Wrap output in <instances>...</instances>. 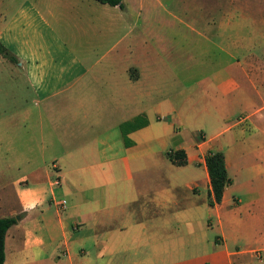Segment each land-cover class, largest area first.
Instances as JSON below:
<instances>
[{"label":"crops","instance_id":"obj_1","mask_svg":"<svg viewBox=\"0 0 264 264\" xmlns=\"http://www.w3.org/2000/svg\"><path fill=\"white\" fill-rule=\"evenodd\" d=\"M121 1L15 0L0 29L30 99L25 142L40 150L13 192L0 193V217L18 216L5 235L4 264H264V144L252 140L254 122L243 144L219 140L226 127L192 144L180 137L172 150H184V165L160 155L169 132L158 124L162 98L174 114L178 75L188 87L203 85L221 116L239 106L245 118L256 112L264 0H202L204 38L217 55L191 62L189 52V63L178 62L172 38L145 26L144 5L153 0ZM194 70L210 72L193 81ZM45 144L75 148H60L48 168ZM210 150L223 152L230 178L214 204Z\"/></svg>","mask_w":264,"mask_h":264},{"label":"rangeland","instance_id":"obj_2","mask_svg":"<svg viewBox=\"0 0 264 264\" xmlns=\"http://www.w3.org/2000/svg\"><path fill=\"white\" fill-rule=\"evenodd\" d=\"M14 4L15 0H0V29L8 23ZM203 10L202 0H153V2L144 5L143 13L148 16L145 26L173 39L178 62L182 59H188L189 63V58H186L189 52L192 53L193 61L191 62L209 61L215 58L217 53L216 46L204 38L207 21L206 18L203 19L202 17V15L206 16V13H202ZM209 29L216 30L211 24ZM212 39L215 41L216 37L213 36ZM167 71L169 70L167 69ZM173 72L171 70V76ZM176 72L179 73V67ZM209 72V70H194V77L191 80L202 78ZM22 79V73L15 63L0 54V120L6 121L0 124V135L4 138L0 142V193L8 194V196L15 189L13 186L16 184L15 180L22 175L23 170L27 168L26 166H29L36 159H40L38 144H35L33 140L25 142L29 134L25 133V128L21 125L24 118L22 113L28 106L26 101L30 100ZM182 79L179 75L175 79L176 81L171 78V82L173 84L175 82V86L172 84L170 87L171 91L174 90L172 92L174 96L171 100V109H175L174 114L170 112V115H167L165 112L169 109L168 102L164 101L163 98L161 101L162 118L161 121H158L160 122L158 123L160 124L159 133L163 135L165 131L169 132L167 136L169 146L166 151L160 154L163 158L167 160L166 153L175 147L180 137L184 144H192L196 139L200 140L202 135L209 139L225 127L227 129L223 130L219 140L230 137L232 144L247 143V141L241 140L242 137L246 139L249 135L248 132H251L250 121L254 122L256 128L251 134V136L254 135L252 140H258L264 144L263 94H252V107L257 109L253 115L241 120L248 112L239 106L228 118L219 115L218 108L211 101L209 93L201 90L203 85L188 87L189 83L185 82L189 80L188 77L185 80ZM167 84L168 81L163 82L162 79V93L165 88L169 87ZM257 89L264 93V85H257ZM208 92H211L209 88ZM173 117H175V130L179 132L176 137L172 131L170 132L171 127H168L169 121H172ZM11 121L13 130L9 127ZM214 140L215 138L212 139V141ZM65 145L72 149L75 148V144H45L44 154L48 168H51L53 154L58 150L60 151V148L65 147ZM18 162H21L19 166H17ZM165 165L167 164L164 163L161 167V173H168L169 165L166 167ZM29 183L31 186V182ZM210 233L211 237L212 235L214 237V232L211 231Z\"/></svg>","mask_w":264,"mask_h":264},{"label":"trees","instance_id":"obj_3","mask_svg":"<svg viewBox=\"0 0 264 264\" xmlns=\"http://www.w3.org/2000/svg\"><path fill=\"white\" fill-rule=\"evenodd\" d=\"M101 3H106L109 5H119L122 6L121 0H96ZM0 54L7 59L15 62L17 60L16 56L10 52L3 44L0 42ZM123 137L126 139V131L122 128ZM166 157L176 165L186 164V154L183 149L170 150L166 153ZM205 163L208 171V176L211 186V194L209 203H219L222 199V195L225 187L228 185L230 178L227 174L226 163L224 159V154L222 151L210 150L205 155ZM16 223V218L14 216L0 217V264H4L5 253H4V239L7 230Z\"/></svg>","mask_w":264,"mask_h":264},{"label":"built area","instance_id":"obj_4","mask_svg":"<svg viewBox=\"0 0 264 264\" xmlns=\"http://www.w3.org/2000/svg\"><path fill=\"white\" fill-rule=\"evenodd\" d=\"M244 119H246V118L244 117V118H242L241 120H244ZM55 184H59V180H55ZM57 204L59 205V207H60L61 209L65 207V202H64V200H60V201H58Z\"/></svg>","mask_w":264,"mask_h":264},{"label":"water","instance_id":"obj_5","mask_svg":"<svg viewBox=\"0 0 264 264\" xmlns=\"http://www.w3.org/2000/svg\"><path fill=\"white\" fill-rule=\"evenodd\" d=\"M15 218L18 219V216H16Z\"/></svg>","mask_w":264,"mask_h":264}]
</instances>
